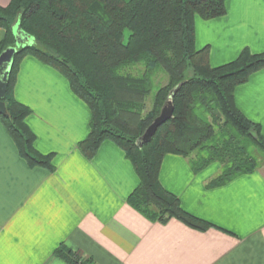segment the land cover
I'll use <instances>...</instances> for the list:
<instances>
[{
  "label": "crops",
  "instance_id": "0c3cea01",
  "mask_svg": "<svg viewBox=\"0 0 264 264\" xmlns=\"http://www.w3.org/2000/svg\"><path fill=\"white\" fill-rule=\"evenodd\" d=\"M224 6L222 17L194 19L195 48H208L213 68L245 48L264 52V0H224ZM4 34L0 29V42ZM13 96L30 109L25 122L34 148L52 155L54 170L30 168L0 123V264H67L54 257L60 245L93 264H264V160L251 173L207 188L219 163L194 173L188 159L166 155L161 186L186 213L214 227L150 222L126 202L138 178L119 148L103 142L90 160L78 151L90 114L60 74L24 57ZM234 101L264 137V69L235 88Z\"/></svg>",
  "mask_w": 264,
  "mask_h": 264
},
{
  "label": "trees",
  "instance_id": "16d2710c",
  "mask_svg": "<svg viewBox=\"0 0 264 264\" xmlns=\"http://www.w3.org/2000/svg\"><path fill=\"white\" fill-rule=\"evenodd\" d=\"M224 14V0H10L0 7L5 32L0 54L15 45V24L33 43L13 55L2 99L7 117L0 116L20 158L30 168L54 170L52 155L34 148L25 122L30 109L13 96L19 64L29 56L60 74L86 105L89 132L78 151L90 160L108 141L124 153L138 178L126 200L132 209L150 222L175 219L199 231L214 227L181 208L161 186L159 169L166 155L188 159L194 173L217 162L221 172L206 185L213 188L253 172L264 160L259 125L247 120L234 101L235 88L264 69V52L245 48L235 60L213 68L208 48H195L194 19ZM134 66L140 69L129 73ZM160 74L165 86L154 83ZM150 97L151 108L143 113ZM170 97L172 118L149 142L136 146ZM54 257L67 264H93L64 245Z\"/></svg>",
  "mask_w": 264,
  "mask_h": 264
},
{
  "label": "water",
  "instance_id": "95a60500",
  "mask_svg": "<svg viewBox=\"0 0 264 264\" xmlns=\"http://www.w3.org/2000/svg\"><path fill=\"white\" fill-rule=\"evenodd\" d=\"M12 33L15 38V45L13 47H8L0 54V116L7 117L6 108L2 101L6 92V77L9 73L13 55L17 52L19 48L32 44V39L24 35L18 26L15 24L12 28ZM173 115V103L171 97L161 108L158 117L151 123V125L144 131L141 137L136 140V146L141 147L143 144L150 141L151 137L166 121L170 120Z\"/></svg>",
  "mask_w": 264,
  "mask_h": 264
},
{
  "label": "rangeland",
  "instance_id": "374dc122",
  "mask_svg": "<svg viewBox=\"0 0 264 264\" xmlns=\"http://www.w3.org/2000/svg\"><path fill=\"white\" fill-rule=\"evenodd\" d=\"M33 44V43H32ZM140 69V67L139 66H134L132 69H130V70H128L129 71V73H133V74H135V72L137 71V70H139ZM155 85L156 86H165L166 85V77L164 76V75H157V77L155 78ZM151 104H152V101H151V97L150 98H148L147 100H146V102H145V109H144V112L143 113H146L147 111H149V109L151 108ZM207 121H210V122H213L214 123V119L212 120L210 117H206L205 118ZM221 122V121H220ZM216 125V124H215ZM216 131H217V129H216ZM257 155V153H255L254 152V155ZM196 157V154L194 153V154H192L191 156H189V160H192L193 158H195ZM258 157H260L259 155H258Z\"/></svg>",
  "mask_w": 264,
  "mask_h": 264
}]
</instances>
